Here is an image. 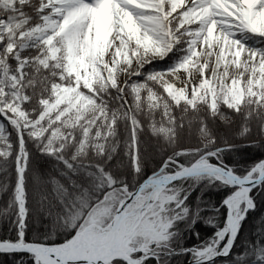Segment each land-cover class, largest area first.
Returning a JSON list of instances; mask_svg holds the SVG:
<instances>
[{
  "label": "clouds",
  "instance_id": "clouds-1",
  "mask_svg": "<svg viewBox=\"0 0 264 264\" xmlns=\"http://www.w3.org/2000/svg\"><path fill=\"white\" fill-rule=\"evenodd\" d=\"M82 5V0H68L60 5L55 3L44 5L48 9L45 20L46 22L51 21L48 26L59 28L57 21L63 23L66 16ZM117 5L114 10L113 32L107 48L93 58L94 72L108 70V82L106 84L100 82L99 90L109 98L120 94L129 96L135 93L136 89L146 87L150 81L155 79L157 74L147 66L164 60L172 44L179 43L185 37L189 31V25L197 29L214 25L221 32H227L229 22H237L243 30L244 16L242 11L238 10L247 7L240 0H219V2L205 0L202 4H197L196 0H176V3L171 4L167 0L163 3L160 0H137L135 5L130 4L128 0H117ZM257 8L264 9V3L258 5ZM129 17L136 22L142 33L155 38L154 47L142 48L126 31L125 23ZM85 27L86 24L79 25L78 31L82 33ZM73 30L74 26L65 27L62 35L56 38V43L62 44ZM169 34L174 39L169 38ZM109 64L113 65V68H109ZM113 69H116L115 73ZM121 76L125 77L123 82H121ZM133 77H142L143 82L137 84V81L132 79ZM124 85L128 86L127 91ZM99 103H104V101L101 99ZM37 115L32 116L33 121L37 119ZM21 122L28 123L16 113L15 109L11 114L5 113V118L0 120V138H4L6 134V138L12 144L11 156L3 162L8 168L4 181L8 188L5 193L0 194V199L6 205V219L11 220L18 217L23 225L25 218L30 220L32 214L42 216L44 203L51 205L55 199V193L45 178L46 174L50 170L63 171L64 165L68 166V171H74L85 159H89L102 175L109 178L110 185L122 186L124 189L128 188L127 181L130 177H136L139 180L144 175L151 178L158 173L166 174L167 178L176 181L172 185L173 194L177 207L183 205V214H177L178 220L173 218L176 222L172 224L170 230L161 231L158 235L143 234L133 228L130 235L139 237L137 242L131 246L125 242L122 247L124 260H129V254H132L133 264H177L173 253L185 239L184 228L190 223H195V218L191 216L188 211L189 206L185 203L189 195L198 190L195 198L200 200L209 189L221 187V181L225 183L233 180L241 183L254 181L245 185L249 192L239 206L234 205L233 197L238 191L235 188L230 189L229 194L220 202L216 208L215 232L209 241L204 243L199 255L206 259L207 264H242L239 257L252 255L249 249L257 247L251 239L242 241L240 244L236 243L250 215L254 217L252 220L254 232L257 230V225L260 226L258 229L261 238L259 247L261 254L264 255V199H260L264 197V158H261L258 164L247 168H238L235 162L229 166V161L233 160L241 143L252 145L264 157V112L259 114L254 121H246L244 130L234 131L231 141L225 138L223 143L216 131L207 127L204 132L195 133L193 141L187 144L181 142L179 133L175 139L169 137L165 140L151 137V133H147L152 139L151 149L146 150L147 154L143 156L133 154L130 168H125L123 162L119 160L121 153L116 149L120 145V137L116 129H111L112 140L108 143L111 151L101 152L97 148L89 157L81 150V145L74 143L67 146L60 145L65 151L53 155L47 152L44 146H39L36 155L46 165L44 170L41 171L38 165L35 167L29 165L19 171L13 168V162L16 160L17 130L19 129L20 137L24 135L31 137L33 133L31 128L21 127ZM221 123L226 124L227 120H222ZM143 134L145 130L142 128L141 135ZM138 139V136H134V143ZM69 149H71V154H68ZM193 154L194 162L187 158ZM214 156L220 158L217 165H209L206 161ZM113 160H117V163L112 164ZM68 161L72 163L68 164ZM173 165L175 167H172ZM106 166H108L107 172L104 171ZM67 190L65 187V191ZM107 194V189L92 193L97 200L101 201ZM220 208H228V215L223 221L220 219ZM84 212L87 214L88 209ZM257 213L258 217H256ZM56 227L58 230L63 229L64 233L70 230L75 231L71 224H57ZM59 234L63 233L58 232ZM225 237H227L226 242ZM234 248L238 251L234 252ZM137 251L139 255H135ZM119 254L118 252L117 256ZM244 264H256V261H246ZM260 264H264V260Z\"/></svg>",
  "mask_w": 264,
  "mask_h": 264
},
{
  "label": "trees",
  "instance_id": "trees-1",
  "mask_svg": "<svg viewBox=\"0 0 264 264\" xmlns=\"http://www.w3.org/2000/svg\"><path fill=\"white\" fill-rule=\"evenodd\" d=\"M172 1L173 0H167L168 3ZM45 12V9H40L39 5L34 4V2H29L28 0H0V17L6 20V33L0 41V64L2 67H5L7 76L14 73L17 68L21 70V76L16 82V85L12 86L13 84L10 85L8 82L2 84L4 101L18 106L25 120H32V116L38 114L40 106L52 99L54 87L61 86L72 88L76 82V78L69 69L64 57V44H57L55 39L49 45H43V43L36 39V36L42 28L41 25ZM188 27L189 31L186 33L185 37L190 35V31L194 28L193 25H189ZM19 35H22V37L17 39ZM185 61L186 57L184 56L176 58V64L174 66H181ZM170 66L168 61V63L166 62L158 68L169 69ZM150 87L151 86L147 85L143 88ZM85 95L91 102L96 99V93H94L95 96L93 94ZM152 99L156 102L154 98ZM148 102L149 101H145L143 104V109L149 112H145L147 116V127L142 125L145 121L141 119V113L136 110L134 104L131 105L130 111L122 103L115 106L114 109L107 107L105 110L102 109L107 116L113 117L114 121L111 124V129H116V132L119 134L120 145L116 150L121 153L119 160L123 162L125 168H130L132 163L134 141L132 139L131 129L134 136L139 137L135 142L139 155H141V153L145 155L144 147L146 142H144L143 145H141V142L146 141L145 138H147L145 134L141 135L142 128L145 130L146 134L151 133V137L159 138L165 136V134L169 137L171 133L166 131L172 127H165L163 124L173 120L172 107L162 102H158L155 105L154 103L149 104ZM159 104L167 107L158 113ZM235 116L236 114L232 112L221 111L217 116L212 117L206 111H203L195 116L197 117L195 122H198L201 126L202 119L213 121L211 123V128L215 131L219 130L220 134L217 135L220 137L225 129L232 128L234 132L246 128V121L248 120L245 117H243V122H241L242 125L237 123L233 125L238 121ZM257 116H254L251 121H254ZM192 120L193 118L189 114H184L180 119V121L187 126V130L190 129V142L193 141L195 133L204 132L203 125L201 126L202 128L199 129L200 126L197 125V123H193ZM222 120H230V122L228 124L221 123ZM73 130L68 137L57 143L52 141V136H48L47 138L41 136L37 139H31L24 135L22 137L24 144L23 149L27 156L25 168L29 165L33 167L38 165L40 170L43 171L46 167V165L40 161L39 156L36 155L39 146H44L47 152L55 155L58 152L65 151L60 145L67 146L75 143L81 145V150L91 157L94 152V147L90 138H86V135L78 130ZM111 140L112 135L109 133L103 139L104 145L102 146L101 152L111 151V149L108 148V143ZM32 141L35 143H31ZM221 141L223 143L224 139L221 138ZM17 145L16 142V148ZM148 146L150 147L149 149H151V144ZM11 151L12 144L9 139L1 143L0 194L5 193L8 188V185L4 182L8 168L3 162L10 158ZM236 151L233 160L229 161V166L235 162L238 168H247L250 165L258 164L260 159L264 158L261 156L260 151L247 143H241L239 149ZM68 154H71V149H69ZM187 158L192 162L195 161L194 155L188 156ZM219 159V157L214 156L208 161L217 164ZM15 161L13 162V168H15ZM71 163L72 161H68V164ZM111 163L115 164L117 160H113ZM63 167V171L58 169L50 170L45 177L51 190L55 193V199L52 201V204L49 205L44 203L42 216L32 214L30 220L26 217L22 228L19 225L20 221L18 217L11 220L6 219V205L4 201L0 199V242L17 243L20 237H22V242L25 244L58 245L63 244L65 239H71L77 232H81L91 224L99 225L102 222L104 226H107L119 202L133 192L144 180L149 178L148 175L142 176L139 180H137L136 177H130L127 181L128 188L124 189L122 186L110 185L109 178L102 175L89 159H85L74 171H68L67 165ZM172 167L175 166L173 165ZM104 171H108V166L105 167ZM173 184L169 185L159 195L158 200L153 206L155 209H152V214L147 217L149 222H151L153 218L158 220L162 231L170 230L172 224L176 222L173 218L175 217L178 220L179 216H177V214H183V205L177 207V201L174 198L172 189ZM65 187H67V191H65ZM101 189H107L108 191L107 196H105L102 201L97 200L96 197L92 195V193L99 192ZM230 189H232V187L221 183V187L209 189L200 200L195 198L198 194V190L189 195L185 203L188 204V211L191 216L195 218V223H190L188 227L184 228L185 239L181 246L173 253L177 264H185L194 261L204 243L209 241L213 236L215 232L214 225L217 220L216 208L223 198L229 194ZM252 191H255V189ZM213 193L216 194L213 195ZM168 196L172 198V201H169ZM260 199H264V197H260ZM85 209H88L87 214L84 212ZM155 214H157L158 219ZM258 215L257 213L256 217H258ZM225 217V208H220L221 221H223ZM253 219L254 217L250 215L248 220L245 221L240 237L236 241L237 244H240L242 241L251 239L257 246L254 249H249L252 255L247 257L241 255L239 257L242 264L251 260H255L256 264H260V262L264 260V255L261 254L259 247L261 244L258 231L260 226L257 225V230L254 232L252 228ZM148 221L141 224L139 231L143 234L151 235L152 231H149L148 226L152 225L153 222L148 224ZM57 224H71L75 231L73 232L70 230L64 233L63 229H57ZM221 226H223L222 223ZM58 232L63 234L58 235ZM20 233H22V236H20ZM138 238L139 237H137L133 243H136ZM221 246L223 245L221 244ZM233 251H238V249L234 248ZM135 255H139V253H135ZM0 264L36 263L34 258L30 255L5 254L0 255Z\"/></svg>",
  "mask_w": 264,
  "mask_h": 264
},
{
  "label": "rangeland",
  "instance_id": "rangeland-1",
  "mask_svg": "<svg viewBox=\"0 0 264 264\" xmlns=\"http://www.w3.org/2000/svg\"><path fill=\"white\" fill-rule=\"evenodd\" d=\"M28 1L39 5L40 9H45L46 12L48 9L44 5L53 3L60 5L68 2V0ZM128 2L135 5L137 0H128ZM160 2L163 3L164 0H160ZM204 2L205 0H196L197 4ZM213 2H219V0H213ZM240 2L247 6L246 9L238 10L242 11L244 16V24L246 26L243 30L237 22H229L227 32H221L214 25L198 29L194 27L190 31V35L184 37L182 41L180 40L181 42L179 41L180 44H172L164 60L156 61L152 65L147 66L153 73L157 74L156 78L149 82L150 88H138L139 91L131 93L129 96L120 94L111 98L99 90L100 82L105 84L108 82V70L104 69L98 73L94 72L95 64L93 63V58L103 53L107 48L113 32L114 10L118 6L117 0H82V10L72 16H66L63 23L58 20L59 28L49 27L48 24L51 21L46 22L44 15L42 28L36 36V39L43 45H49L57 37L61 36L65 27L86 24L82 33L78 31L73 43L69 44L66 39L63 41L64 57L69 69L76 78V82L72 88L54 87L52 99L40 106L37 119L35 121L27 119L28 123L21 122L20 126L33 130L32 136L29 137L31 139H37L41 136H44V138L52 136V141L56 143L68 137L70 132L75 129L85 134L86 138H90L94 150L98 148L101 151L104 145L103 139L110 133L111 124L114 121L113 117L107 116L102 109L105 110L106 107L114 109L115 106L121 103L129 111L130 105L134 104L136 110L141 113V119L145 121L142 124L144 126H146L147 120L145 112L149 113L148 110L143 109L145 101H149V104L154 103V105L158 102L169 105L173 110V120L165 122L163 126L172 127L166 131L171 132L169 137L175 139L177 133H179L181 142L185 144L191 141V132L180 121L184 114L192 116V122L197 123L199 126L200 124L195 122V119H197L195 116L203 111H206L212 117L217 116L221 111L232 112L236 114L235 117L240 121H236L233 125L236 123L242 125L243 117L247 118L248 121L253 120L254 116L264 112V9L257 8L258 5L264 3V0H240ZM171 3H176V0ZM197 11H199V8H197ZM72 12H75V10ZM125 29L142 48L150 49L156 44L155 38L142 33L136 22L130 17L125 23ZM214 31H218L217 43L213 44L212 50H209L208 38ZM5 33L6 20L0 17V41ZM21 37L22 35H19L17 39ZM169 38H171V34H169ZM203 55L208 59V64L204 68L207 76V86L203 83L201 75L197 76L195 84L192 83L193 79L187 82L173 75L175 72L187 67L193 58L203 57ZM181 56L186 57L185 63L175 67L176 58ZM168 61L171 65L169 69L158 68L166 62L168 63ZM108 67L113 68V65L109 64ZM195 70L198 71L199 69L195 68ZM113 71L115 73L116 69H113ZM20 76V68H17L14 73L7 76L5 67L0 64V120L5 118V113L11 114L13 109L24 119V115L18 106L4 101L2 87V84L6 82L10 85L13 84L12 86L16 85ZM120 79L123 82L125 77L121 76ZM132 79L136 80L137 84L143 82L142 77H133ZM124 88L127 91L128 86L124 85ZM94 93H96V99L91 102L85 94L94 95ZM101 99L104 103H99ZM166 107L159 104L158 113ZM212 122L202 119L201 126L203 125V131H205L206 127L211 128ZM229 122L230 120H227L226 124ZM201 126L199 129L202 128ZM131 133L134 141L132 129ZM216 133L219 135L220 131L218 130ZM17 137L15 169L22 171L25 169L27 156L23 149L24 144L22 137H20L19 129L17 130ZM145 137H147L145 138L146 141H142L141 145L146 142L144 154H147L146 150L150 151L148 145H152V139L146 133ZM169 137L165 134V136L159 138L165 140ZM220 137L231 141L233 137L232 128L225 129ZM7 139L6 134H4V138H0V145ZM136 147L134 143L133 154H139ZM141 155L143 156L142 153ZM151 189L152 187L142 191L138 200L131 203L124 211V214H130L140 208L146 202L147 194L150 193ZM168 199L172 201L169 196ZM241 203H243V199L234 205L239 206ZM153 206L154 204L142 215L133 228L139 231L141 224L148 221L147 217L152 214V209H155ZM225 210L227 216L228 209L225 208ZM155 215L157 218V214ZM151 222L153 224L148 226L149 231H152L151 235H158L162 231L161 226H159L160 222L154 218ZM151 222L148 221V224ZM99 225L101 229L107 227L102 222ZM20 227L22 228L23 225ZM95 231L97 230L91 228L88 235H92ZM20 236H22V233H20ZM136 238V236H132L128 245L131 246V243ZM226 239L227 237H225V242ZM20 240H22V237H20ZM120 260L125 261L122 258ZM197 260L206 261L204 257L199 255V252L194 261ZM121 263L133 264L129 261L125 263L119 262L118 264Z\"/></svg>",
  "mask_w": 264,
  "mask_h": 264
},
{
  "label": "water",
  "instance_id": "water-1",
  "mask_svg": "<svg viewBox=\"0 0 264 264\" xmlns=\"http://www.w3.org/2000/svg\"><path fill=\"white\" fill-rule=\"evenodd\" d=\"M207 163L209 165H217L210 162ZM158 175L159 173L156 176H152L151 178H147L146 180H144L133 192L128 194L126 198H124L119 202L108 226L113 225V222L116 221L117 218H122L121 223L123 225L124 220L128 216L133 215L134 212L138 214L137 220H140L142 215L156 201L157 196L169 185L176 182L167 178L166 175H162V176H158ZM253 182L254 181H244L243 183H241L240 181L233 180L225 183L222 181L223 184L238 189L236 194L244 193L245 197L248 195L249 192V189L246 188L245 185ZM150 187H152V189L150 193L147 195L148 203L143 204L140 208H138L136 211L130 214L127 215L124 214V211L130 206V204L140 197L141 192L150 189ZM108 226L104 229H107ZM91 228L92 227L85 229L87 230L86 234L89 233V230ZM123 232L124 231L121 228L119 232L113 234L108 240L104 242L99 243V241L93 240V242L88 246L86 251H80L75 248H67V247L59 250L49 251V249H54L55 245H42V244H31V243L25 244L22 243V240H20L18 243L0 242V255H5V254L30 255L35 259L36 264L38 263L47 264V262H53V264H112V262H114L117 259L122 258V260H124V255H123L124 249L122 247ZM91 236H93V234ZM131 237L132 235L129 236L128 239H130ZM128 242L129 241L127 240L126 243ZM118 252L120 253L119 256H117ZM38 256L40 257L39 260L37 259ZM127 261L133 263L131 258ZM185 264H207V261L197 260Z\"/></svg>",
  "mask_w": 264,
  "mask_h": 264
},
{
  "label": "bare ground",
  "instance_id": "bare-ground-1",
  "mask_svg": "<svg viewBox=\"0 0 264 264\" xmlns=\"http://www.w3.org/2000/svg\"><path fill=\"white\" fill-rule=\"evenodd\" d=\"M217 36H218V31H214L213 34L208 38L209 41V50H212L213 48V44L217 43ZM198 52H199V48H198ZM208 64V59L203 55V57H197V58H193L192 61L188 64L187 67H184L182 70L175 72L173 75L177 76L178 78L185 80L187 82H189L191 79H193L192 83L195 84V82L197 81V76L201 75L202 79H203V83L207 86V76L205 73V69L206 66ZM195 68H198L199 70L196 71ZM236 79V78H235ZM245 194L244 193H237L235 194V196L233 197L234 200V204L239 203L241 199H245ZM138 200V198L136 199ZM135 200V201H136ZM148 203V200H146V202L144 204ZM228 209V208H227ZM113 217V216H112ZM138 214L136 212H134L133 215L128 216L124 222H123V227L122 230L123 232V243L127 242V240L129 241L130 239L129 236L131 233V230L133 228V226L137 224L138 220H137ZM99 225L96 224H91L89 227L94 228V230L99 231L101 228V226L97 227ZM97 231H95L93 233V236L96 235ZM100 243V242H99ZM133 244V243H132ZM193 262V261H191Z\"/></svg>",
  "mask_w": 264,
  "mask_h": 264
},
{
  "label": "snow or ice",
  "instance_id": "snow-or-ice-1",
  "mask_svg": "<svg viewBox=\"0 0 264 264\" xmlns=\"http://www.w3.org/2000/svg\"><path fill=\"white\" fill-rule=\"evenodd\" d=\"M83 8V5L80 8L75 9V12H71L69 15L72 16L74 14L79 13ZM207 13V9L205 10ZM78 24L74 25L73 32L67 36L66 40L69 44L73 43L78 35ZM246 26V25H245ZM136 91H139V89H136ZM122 218H117L116 221L113 222V225H110L107 229H100L96 235L93 237L91 235L86 234L87 230L84 232H77L75 236H72L71 239H65L63 244L55 245L54 249H49V251L53 250H59L62 248H75L80 251H86L88 246L95 241L104 242L108 240L113 234L120 231V229L123 227ZM37 259L39 260L40 257L38 256ZM47 264H53V262H47Z\"/></svg>",
  "mask_w": 264,
  "mask_h": 264
},
{
  "label": "flooded vegetation",
  "instance_id": "flooded-vegetation-1",
  "mask_svg": "<svg viewBox=\"0 0 264 264\" xmlns=\"http://www.w3.org/2000/svg\"><path fill=\"white\" fill-rule=\"evenodd\" d=\"M132 244V243H131ZM124 262V261H123Z\"/></svg>",
  "mask_w": 264,
  "mask_h": 264
}]
</instances>
